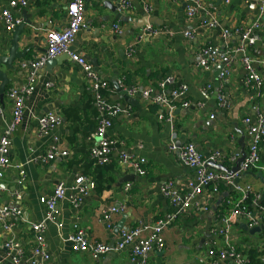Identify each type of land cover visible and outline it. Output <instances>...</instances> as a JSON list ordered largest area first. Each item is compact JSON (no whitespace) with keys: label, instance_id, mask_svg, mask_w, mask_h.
<instances>
[{"label":"crops","instance_id":"1","mask_svg":"<svg viewBox=\"0 0 264 264\" xmlns=\"http://www.w3.org/2000/svg\"><path fill=\"white\" fill-rule=\"evenodd\" d=\"M68 1L27 0L23 11H27L33 27H26L30 38L21 46V49L32 47L25 61L45 51L49 31L61 30L67 25ZM119 2L121 0H84L86 26L72 45V51L84 56L108 82L104 91L107 99L132 108L131 116L113 119L108 132L110 137L120 141L112 162L100 171L90 159V149L99 141L96 129L101 118L94 105L90 80L69 55L55 59L58 62L49 61L38 72L34 93L25 99L24 115L12 136L13 167L3 172L1 185L3 204L23 212L13 236L27 257L35 247L31 223L41 222L47 212L40 199L51 196L55 186L63 182L67 194L59 205L60 222L58 225L49 223L45 231L51 263L135 264L132 247L94 261L89 253L74 252L72 243L66 238L73 231V225L78 224L89 241L115 245L124 229L154 225L157 220L177 213L170 200L161 195L160 186L173 182L178 192L187 194L189 181L194 180L195 175L193 170L180 163L177 153L168 149L172 134L178 147L193 143L204 157L217 152L226 155L228 160L218 163L231 170L243 151L247 155L244 118H254L257 110L264 115V15L260 16L259 0H138L130 9L112 11ZM196 5L200 9L199 16L190 21L186 18V7ZM147 6L151 11H146ZM7 8L8 0H0V15ZM21 17L24 21L22 14ZM206 19L217 20L219 27H204L202 22ZM258 20L262 26L255 34L260 41L250 48V52L256 61V70L263 78L260 96L244 86L246 72L241 63L242 56L235 53L241 36L233 34L227 43L222 38L223 29L250 27ZM147 25H153L165 34L157 38L143 35L142 29ZM115 27L121 29V34ZM188 32L193 33L190 39L185 36ZM7 35L10 34L0 18V39ZM208 45L229 52V55L205 71L199 66L198 53ZM130 51H133L131 58L128 56ZM21 62H17L16 67ZM2 70L6 71L5 67ZM224 72H229V76L222 77ZM8 74L12 82L3 99L0 97L3 111L0 137L13 119V102L8 93L27 82V76H19L17 71ZM168 77L175 82L166 93L186 86L187 99L191 102L188 108L179 107L175 111L172 125L159 118L160 109L145 104L138 96H130L124 89L126 86H157ZM47 84L51 87L47 88ZM219 94L224 96L227 108L221 106ZM46 113L60 116L63 124L49 136L40 137L38 119ZM54 140L62 152L68 153L67 156H57L47 164H39ZM262 145L260 165L264 167V143ZM122 153L145 157L148 160L147 175L133 174L122 162ZM231 157L238 159L234 161ZM17 166L26 172L22 186L18 184ZM79 176L93 182L99 179L104 190L98 193L94 182L95 188L74 206L69 197ZM238 182L250 185L264 200L263 171L253 169ZM208 195L212 198H207ZM238 200L239 195L228 185L206 187L191 208L178 214L164 231L165 248L154 252L149 264H198V256L206 251L207 245L214 243L219 250L223 241L211 230L221 226ZM112 206H121L123 210L113 215L107 224L103 212ZM245 226V219L234 224V244L246 260L259 264L264 256V223L253 233ZM10 237L0 224V264H13L4 250ZM219 264L233 263L228 259Z\"/></svg>","mask_w":264,"mask_h":264},{"label":"built area","instance_id":"2","mask_svg":"<svg viewBox=\"0 0 264 264\" xmlns=\"http://www.w3.org/2000/svg\"><path fill=\"white\" fill-rule=\"evenodd\" d=\"M138 0H121V9H130L134 2ZM27 6V0H8V8L1 12L0 18L4 23L5 30L8 34H13L16 27L23 23L21 14ZM186 18L190 21L195 20L199 16L200 9L198 5L186 7ZM120 9V10H121ZM146 11H151V7L147 6ZM260 16L264 15V0H259ZM67 25L61 30H51L47 33L46 49L32 60H24L17 67L18 75H26L27 82L16 86L8 93V97L13 102V119L11 123L4 129L0 137V224L5 233L10 235V239L5 243L7 256L13 264H52L51 255L48 251L45 231L49 223L59 224L61 210L59 205L66 199L67 187L63 182L55 186L51 196L42 197L41 203L46 208L45 218L38 223H31V230L35 235V247L30 257L24 254L20 243L16 241L14 231L17 226V220L23 217V212L15 206L4 205L2 201V185L1 179L3 172L12 168L11 145L12 136L16 127L22 120L25 110V99L30 97L37 85L38 72L43 69L49 61H53L62 55H69L71 60L80 66L86 77L91 82V91L94 95V105L101 118L96 129L98 144L90 149V159L96 166H107L112 162L114 153L116 152L120 141L108 135L109 130L113 126V119L117 117H129L132 114V108L122 106L110 102L104 95V91L108 87V82L96 71L93 64L84 56L72 51L78 34L86 26L85 3L84 0H69L67 6ZM204 27L216 29L219 27L217 20L206 19L202 22ZM262 26L258 20L250 27L237 28L234 30L223 29L222 38L225 43L228 42L233 34L241 36V43L235 49V53L242 56V67L246 75L244 78V86L257 94L261 95L263 87V78L256 70V61L253 58L250 48H253L259 41V37L255 34L257 29ZM116 32L121 34V29L115 27ZM142 34L149 37H160L165 32L153 25H147L142 29ZM186 38L193 37L192 32L186 33ZM222 52L218 47L205 46L198 53L199 66L205 70H211L218 61L229 55ZM133 51L129 52V57L133 55ZM222 77L229 76V72H224ZM174 79L168 77L160 81L157 86L149 85L146 87L129 86L125 87V91L132 97L138 96L147 105H154L160 109L159 118L172 125L174 113L179 108H188L191 102L187 99L188 88L180 86L166 93L169 86L174 85ZM47 88L51 85L47 84ZM123 87V86H122ZM219 101L223 108L228 105L223 95L219 94ZM257 110V109H256ZM256 116H247L243 122L246 127V137L248 141V150L244 162L241 164L240 170L234 174L219 172L208 167L209 163L225 162L228 157L221 153H213L204 157L193 143L177 146L173 141L175 136L172 134L171 143L168 149L177 153L180 163L193 170L195 179L189 181V192L187 194L180 193L175 188L173 182H168L160 186L162 196L168 198L177 213L169 214L165 218L157 220L154 225H141L132 229H124L121 233L120 241L115 245H108L98 242L89 241L86 232L78 225H73V231L69 235V241L72 243V249L77 253H89L94 261H99L103 256L120 252L128 247H132V259L135 264H149L151 255L156 251H162L165 248L164 231L178 217V214L186 213L196 200L197 196L204 193L206 187L211 185L225 184L230 186L238 195L239 200L235 203L230 213L224 217L221 226L218 229H212L213 235L220 237L223 246L218 250L214 243L207 245L206 251L198 256V264H219L225 260H231L233 264H254L246 260L243 254L238 252L234 244L233 229L236 221L245 219L249 229L259 227L264 223V200L260 193H255L250 185H241L239 180L244 178L245 174L253 169L264 172V167L260 165L262 156V144L264 143V115L256 111ZM3 111L0 104V117ZM214 119V116H211ZM63 124V119L55 113H46L38 119V132L40 137L49 136L57 127ZM67 152H62L57 146V140L50 145L47 154L42 156L38 161L39 164H47L54 160L57 156L65 157ZM234 161L236 158L231 157ZM121 160L131 170L132 173L145 177L147 175L148 160L141 156H132L122 153ZM19 170L18 184L22 186L26 180V172L21 166H17ZM95 188L93 181H88L84 176H79L74 185L71 187L72 196L69 202L74 206L79 205L81 197L86 196ZM130 184L126 189L129 190ZM253 197L251 205L248 204L250 197ZM207 198L211 199L212 195ZM121 206H112L103 212L104 221L109 224L112 216L122 212ZM204 210H207L205 207ZM259 264H264V256L260 259Z\"/></svg>","mask_w":264,"mask_h":264},{"label":"water","instance_id":"3","mask_svg":"<svg viewBox=\"0 0 264 264\" xmlns=\"http://www.w3.org/2000/svg\"><path fill=\"white\" fill-rule=\"evenodd\" d=\"M121 9L120 2L116 7L112 8V11L118 12ZM24 21L21 25L17 26L13 34L7 35L3 39H0V97L3 99L6 94L7 88L12 82V78L9 77L8 72H16V63L24 61L31 51L32 47L28 46L25 49H21V46L25 39L30 38V31L26 27H33L32 21L29 20V15L26 10L22 12ZM59 60H55L58 62ZM5 67L6 71L2 70ZM244 141V138H243ZM243 143V142H241ZM243 146V145H242ZM246 154L244 151L241 153V157L236 162V165L231 170L227 169L219 163H209L208 167L218 171H222L229 174H234L240 170L241 164L244 162ZM246 227V226H245ZM246 229H249L248 226ZM251 233L255 232L257 228L250 229ZM69 241V235L66 238ZM5 252H7L4 246Z\"/></svg>","mask_w":264,"mask_h":264},{"label":"trees","instance_id":"4","mask_svg":"<svg viewBox=\"0 0 264 264\" xmlns=\"http://www.w3.org/2000/svg\"><path fill=\"white\" fill-rule=\"evenodd\" d=\"M104 95H105V94H104ZM92 163H93V162H92ZM93 164H94V163H93ZM104 167H107V166H103V167L97 166V168H100V171H102V168H104ZM110 181H111V180H110ZM94 182H96L95 184H96V189H97L98 193H101V192L104 190V187H103L101 181H100L99 179H96V181H94ZM252 199H253V197L251 196V197L249 198V200H248V204H249V205H251V203H252Z\"/></svg>","mask_w":264,"mask_h":264}]
</instances>
